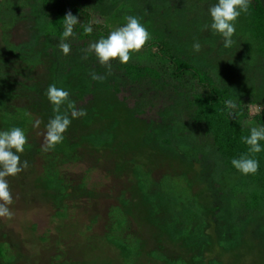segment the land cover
<instances>
[{
    "label": "trees",
    "instance_id": "1",
    "mask_svg": "<svg viewBox=\"0 0 264 264\" xmlns=\"http://www.w3.org/2000/svg\"><path fill=\"white\" fill-rule=\"evenodd\" d=\"M217 2L0 0V27L22 24L27 28V40L19 45H10L4 34L1 40L0 131L19 127L27 136L36 119L41 121V127H46L55 115L47 98L50 85L68 91L76 108L87 111L86 116L72 119L62 143L53 151L43 152L48 165L43 170L42 182L34 187L36 191L44 188L53 192L55 202L63 200L65 188L59 164L78 162L81 145L98 150L116 140L120 152H126L130 149L129 142L135 139L136 150L152 145L165 159L194 169L198 181L210 192V200L197 205L194 199L186 198L185 187L176 195L177 184L168 177L153 184L157 192H148L149 174L144 166L135 165V159L126 162L139 187L137 193L147 223L162 232L168 244H179L177 247L188 255L185 261L151 253L150 257L165 264H200L210 250L227 255L230 260L253 247L261 245L264 250V150L254 157L259 169L253 175H243L231 164L233 159L247 154L242 137L250 134V128L264 127V5L262 0H250L248 13H242L236 22L235 43L225 49L223 38L205 27L211 23L208 10ZM202 4L207 8H200ZM68 12L79 23L74 27V35L66 41L71 51L65 55L58 45L62 20ZM93 12L103 23L91 22ZM129 16L160 28L167 25L172 38L164 35L165 42L161 43V39L157 45L159 50L166 49L167 55L163 53L159 58L166 59V70L114 61L109 74L94 54L83 59L91 43L106 38L112 28L124 26ZM84 26L92 27L90 35L84 33ZM196 41L202 46L199 53L192 48ZM40 69L44 80L37 74ZM93 73L105 77L103 82L92 80ZM162 75L172 82L162 79ZM183 75L191 76L192 81L186 87L179 83ZM15 99L23 104L9 107V102ZM228 100L234 102L235 109L227 107ZM258 106L259 111L250 115L248 107ZM116 108L123 123L114 119ZM146 109L155 110V120L143 118ZM95 119L105 125L92 133L77 134L84 127L90 128ZM127 123L144 126L145 135L137 141L130 136ZM123 140L126 143L121 144ZM260 143L264 149V141ZM35 154H41V149L27 144L20 159L24 162L25 157ZM166 181L173 182L168 187L162 186ZM120 214L118 211L116 216ZM55 217L64 219V210ZM116 222L119 228L123 221ZM58 234L56 243L67 240L62 231ZM250 239L258 241L253 243ZM112 245L123 260L133 261L139 254L137 241L129 247L119 241ZM204 264L217 263L208 260Z\"/></svg>",
    "mask_w": 264,
    "mask_h": 264
},
{
    "label": "rangeland",
    "instance_id": "2",
    "mask_svg": "<svg viewBox=\"0 0 264 264\" xmlns=\"http://www.w3.org/2000/svg\"><path fill=\"white\" fill-rule=\"evenodd\" d=\"M262 3L264 5V0ZM199 6L203 9L207 8L203 4ZM90 19L92 23H103V19L95 12L90 13ZM140 21L147 28L151 39L139 54L132 56L127 65L152 67L158 71L166 70V59L164 61L159 59L163 53L167 55L166 49L159 50L157 45L161 39L163 40L161 43L165 42L164 35L171 37V32L167 25L160 28L145 20ZM116 28L118 27L112 30ZM3 34L12 46L27 40V28L22 24L7 28L0 27V46H2ZM159 62L163 64L160 65ZM41 70L37 74L44 80ZM162 79L172 82L165 75H162ZM191 81V76L183 75L179 83L186 87ZM22 104V100L15 99L9 102V107ZM96 106L95 109L98 110L100 103L98 102ZM260 108V106L248 107L249 114L253 115ZM118 110L117 108L114 110L116 115L114 119L118 123L119 120L123 123V117ZM145 111L144 119L155 120V110L146 109ZM33 125L30 134L27 135V144L41 149L46 127L40 125L39 128H35ZM104 125V122L95 119L90 128L84 127L77 134L92 133ZM126 125L130 127V136L133 135L137 141L145 135L144 126H129L128 123ZM124 140L121 144L126 143ZM129 143L130 149L126 152H120L121 149L116 146L118 144L116 140L109 146L98 150L81 145L78 151L80 157L78 162L59 164L65 198L58 202L53 200L52 191H46L43 188L42 192L34 188L37 182L40 183V180L42 182L43 170L48 165L43 157L45 153L41 151V154L25 157L24 161L28 162V168L17 176L8 178L13 195V204L10 208L14 217L11 220L0 219V245L3 251L0 264H90L91 261L97 264L100 262L102 264H165L154 256L150 257L151 253L165 256L169 260L184 258L187 261L188 255L181 247H177L179 244H168L165 235L147 223L144 206L139 202L140 197L137 193L139 187L136 186V181L131 176V167L129 164L126 166V162L135 159V165L144 166L143 169L149 174L147 177L148 192H157L154 185L159 183L163 177L175 181L177 188L174 193L176 195H180L178 192L185 187L186 198L194 199L197 205L209 201L210 192L206 191L203 184L198 181L194 169L187 168L176 160L165 159L159 150L151 147L152 145L138 151L134 147L135 139ZM169 181L162 182V186L168 187L167 184L173 182L169 183ZM80 184H83L82 188ZM124 203L125 206H123ZM61 206L66 208L63 209ZM63 210L64 219L55 217L57 212ZM118 211L123 221L119 228L116 222L120 220L118 215L116 216ZM159 216L155 217L159 218ZM61 231L67 240L58 244L59 242L55 241L58 239V232ZM41 238L43 240H40ZM118 241L127 247L137 241L138 256L133 261L123 260L118 249L112 245ZM251 241L254 243L258 240ZM212 252L214 251L210 250L200 264L208 260H213L217 264H264V250L261 245L258 248L249 249L246 253H238L237 258L233 260H230L227 255Z\"/></svg>",
    "mask_w": 264,
    "mask_h": 264
},
{
    "label": "clouds",
    "instance_id": "3",
    "mask_svg": "<svg viewBox=\"0 0 264 264\" xmlns=\"http://www.w3.org/2000/svg\"><path fill=\"white\" fill-rule=\"evenodd\" d=\"M250 0H218L208 10L211 19L210 25L206 28L214 34L223 38V47L231 48L235 41L236 22L242 13L249 11ZM63 21V32L58 45L63 54L67 55L71 51V46L66 42L74 35V27L79 23L76 16L68 12ZM93 29L91 26H84V33L90 35ZM151 39L147 28L135 16L126 18V23L111 31L110 34L98 41L91 43L86 49V55L94 54L99 64L108 69L111 73L112 62H119L127 65L133 55L139 54L146 43ZM194 53L202 50L201 44L196 41L193 46ZM94 81H101L105 77L95 73L91 76ZM47 98L53 106L54 117L46 125L43 135L42 152L53 151L55 147L62 143L64 134L72 123V119L81 118L87 115L84 109H77L75 104L69 100V92L55 85H50L47 89ZM227 107L232 110L236 108L233 101L226 102ZM62 108L64 111L62 112ZM71 117V118H70ZM41 121L36 120L33 127L39 128ZM261 141H264V127H251L250 134L242 137V142L247 146L248 152L238 159L231 161L232 166L243 175H253L259 169V162L255 155L262 152ZM28 140L25 132L19 127H13L7 131H0V219L11 220L14 213L10 206L13 204V195L9 187L8 178L15 177L28 168V162L21 163L20 154L25 151Z\"/></svg>",
    "mask_w": 264,
    "mask_h": 264
}]
</instances>
